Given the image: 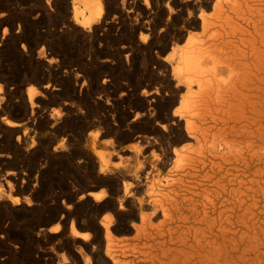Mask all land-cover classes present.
<instances>
[{
    "label": "bare ground",
    "instance_id": "1",
    "mask_svg": "<svg viewBox=\"0 0 264 264\" xmlns=\"http://www.w3.org/2000/svg\"><path fill=\"white\" fill-rule=\"evenodd\" d=\"M0 27L2 47L40 35L36 57L15 49L40 79L54 44L117 62L123 77L115 118L106 110L101 130L76 133L88 150L72 173L46 188L39 169V189L0 176V264H264V0H0ZM78 77L65 79L74 97ZM7 78L0 114L39 120L48 84ZM21 125L0 121L1 165L27 157Z\"/></svg>",
    "mask_w": 264,
    "mask_h": 264
},
{
    "label": "rangeland",
    "instance_id": "2",
    "mask_svg": "<svg viewBox=\"0 0 264 264\" xmlns=\"http://www.w3.org/2000/svg\"><path fill=\"white\" fill-rule=\"evenodd\" d=\"M14 29H13V33H11V31L8 30L7 36H13V35L19 34L17 33V28L15 27ZM2 30H3V27L2 28L0 27V36L2 35ZM23 35H24V40L20 43L25 45L28 55H33L34 57H36L35 55L36 51L41 47L42 44L39 43L38 44L39 46L38 45L36 46L34 45V40L40 35H36V34H32V35L23 34ZM14 43H15L14 40L11 38V40L8 42L6 47L0 46V75H4L6 77V79L4 80L0 77V84L4 85L5 83L9 81L7 76L12 79L13 83H17L19 80H22L24 77L30 80V82L28 83L30 85H34L40 89L42 88L44 84H48L49 89L47 90L48 94L46 95V98L43 101V104L39 105V107L37 108L39 112L38 114L39 120L33 121L31 120V118H29L28 121L27 120L25 121V119L24 120L22 119L23 117H19L16 113L7 112V111L0 114V121L2 119H9L12 121L21 122L22 125L21 127L17 129L18 131L16 134L20 133L19 135L21 136L22 135L21 133L22 132L24 133V135L20 137L21 143H22L21 145L23 148L29 149V152L26 158H22V157L18 158L17 156H14L9 159V162H10L9 164H2V165L0 164V176L3 178L5 172H7L8 169L14 170L17 173V176L19 175L20 178H23V180H25L24 182H26V185L30 187L32 184H36L37 185L36 189H37L39 187V184H38L39 179L37 176L38 175L37 171L41 169L43 170V172H45L44 179L46 180V182L48 180L47 185L45 186L47 188L49 187L48 186L49 184L53 183L54 178H55L54 179L55 181L56 177H59V175L67 176L68 174L73 172L72 167H71V162L72 160H74L73 157L75 153H78L77 151H79V149L88 150V148L85 147L86 141L85 139L82 138L83 134L85 135V132H90V131L93 132V131L102 129L103 123L101 122H103V117L106 114V110H109L108 113L111 116H114V118H115V115H117L118 105L116 104V102L118 100L119 94L121 93L120 84L123 81L122 71L120 70V67L117 64V62H114L110 66H98L97 67V65L91 62V60L87 61L86 60L87 58L85 60H82L80 54L88 53L87 48L82 49L80 51L77 49L65 50V51H62L61 53V52H58L57 50H60L62 48L59 49L58 46L55 44L51 46L44 45V55L41 59H39V61H37L39 65H41L46 70V76L43 78L44 79L43 80V79L38 78V76H36V74L33 73L32 69L35 67L36 61L34 62L31 58H29V56L24 58V62H23L24 67H22L23 69H19L16 66L18 63V60L16 57L15 49H17L16 46L20 48L21 44L18 43L15 46ZM96 47H98V45H96L95 48ZM113 47L115 48L116 46L113 45ZM49 58L52 59L50 62L47 61ZM60 75H63L64 77L63 81L60 80V77H59ZM74 76H77V77L79 76L78 77L79 86L77 87L81 86L82 88V90L80 88V94L77 97H74V94L71 91V87L68 85V82H67L69 80H73ZM103 80H105L106 84H102ZM55 83L59 84L61 87L60 91H56L57 94L55 93V91H50L51 86H54ZM2 89H3L2 91L5 93L4 95H6L7 94V92H5L6 88L4 87ZM65 108L69 109V112H65L64 110ZM55 109L61 113V119L59 120L58 125H56L55 127H50V125L46 123V119H48L50 115H55V112H56ZM100 114H102L103 116ZM79 119H82L84 123L81 124L80 122H78ZM84 126H87V129L86 131H84V133H82V137L79 138L76 135V133L80 132ZM62 127H64V129ZM10 135L12 136V138L16 136L15 134H6V135L4 134L3 138L7 140L8 137H10ZM177 136H178L177 133H174L171 135L172 138H175ZM31 139L35 140L34 149H31V146L29 143ZM60 145L64 146L63 151L62 150H56L55 152L52 151L53 148L58 147ZM120 147L124 149L125 144H121ZM65 153L66 155H64ZM52 154H53L52 158L48 156ZM3 159L4 158L0 157V160H3ZM17 169L19 171H17ZM51 174H53V176ZM35 177L36 179H38L36 180V182L34 180ZM5 178H8V177H5ZM24 186H25V183H24ZM27 193L28 192H22V193H19L18 195L24 198L25 196H27ZM40 218L42 217L36 215V216H29L27 219L35 220V219H40ZM26 248L23 249V253L21 254L22 257H24V254H27L28 252Z\"/></svg>",
    "mask_w": 264,
    "mask_h": 264
}]
</instances>
